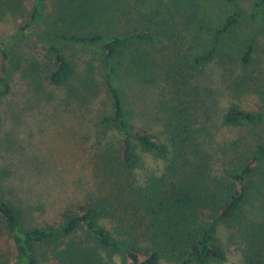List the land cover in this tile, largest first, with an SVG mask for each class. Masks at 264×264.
Here are the masks:
<instances>
[{"label":"trees","instance_id":"1","mask_svg":"<svg viewBox=\"0 0 264 264\" xmlns=\"http://www.w3.org/2000/svg\"><path fill=\"white\" fill-rule=\"evenodd\" d=\"M32 1L28 10L25 0H0V16L21 13L20 33L28 34L44 11V0ZM223 1L232 8L220 24L195 21L198 46L186 36H170L175 16L167 12L164 18L160 8L138 16L144 27L118 34L82 26L80 32L72 25L49 30L55 41L47 45V78L57 97L64 90L69 134L82 137L91 178L78 179L77 190L51 202L40 193L46 168L35 166L40 158L2 168L3 264L221 263L227 259L218 236L223 224L240 232L241 264H264V62L254 56L255 36L244 42L238 37L247 16L238 0ZM263 10L264 0H255L249 17ZM80 14L74 20L83 21ZM74 45L91 48V58L83 59ZM11 48L12 42L0 41V105L11 92ZM129 78L135 82L134 103L128 99ZM33 84L40 96L41 87ZM227 92L238 100L220 102ZM245 93L260 94L263 102L244 107L239 101ZM136 105L155 109L165 125L160 134L138 120ZM220 126L248 127L253 138L220 140ZM1 128L0 116V149L7 137ZM145 155L161 160L162 167L147 166ZM51 207L61 208L56 219Z\"/></svg>","mask_w":264,"mask_h":264},{"label":"rangeland","instance_id":"2","mask_svg":"<svg viewBox=\"0 0 264 264\" xmlns=\"http://www.w3.org/2000/svg\"><path fill=\"white\" fill-rule=\"evenodd\" d=\"M254 1L238 0L241 9L247 15L238 29V37L244 42L247 37L255 36L254 56L257 59L260 57L264 62V10L255 17H249ZM25 3L28 10L33 6L32 0H25ZM43 3L42 19L37 22L36 29L28 34L23 31L20 33L25 21V18L20 15L21 13L14 16L7 11L0 16V41L12 42L11 57L7 61L11 70V92L6 95L0 105L1 133L4 134L5 132L10 140H7V137L5 140L2 139L4 145L0 149V176L3 174L2 168L8 170L10 169L8 167L21 166L23 159L33 162L38 157L40 161L35 166L41 168L46 165L45 171L41 174L40 187L42 190L40 193L49 197L48 201L53 198L54 200L51 202H55V200L60 199L57 197L59 193H63L62 196H64L68 194L66 192L72 193L77 190L80 185L78 179L87 182L91 176L82 159L84 156L87 160V155L82 149V137L75 136L72 138L69 134L67 126L72 124V120L67 117L71 113L68 111L64 90L57 92V94L60 93V97H57L53 91V85L47 78L51 60L47 45L50 44L48 42L50 38H52L51 42L55 41L54 37H51L50 31L58 28L69 29V25H72L70 27L72 30H80V32L85 31L80 28L82 26L87 29L86 31L118 34L144 27L147 23H144V20L140 22L138 16L153 10L159 11L160 8L162 13L173 12L175 16L171 21L172 31L169 35L173 37L186 36L189 40L188 44L192 43L198 46V42L194 40L192 34L194 33L195 21L203 20L210 26L218 25L230 12L232 5L223 0H189L188 4H185L186 2L178 4L179 2L174 0H163L158 4L157 0L141 2H135V0H44ZM157 6L158 8H156ZM82 9L86 12L87 17H83ZM79 14L81 20L84 19L83 21L74 20V17ZM166 16L169 17L168 13L163 17L166 18ZM157 45L160 46V43ZM75 47L79 49V55L83 59L85 57L91 58V48L80 49L78 46ZM65 49L69 51L67 47ZM33 63H36L33 67L37 68L38 73L32 75L33 67L31 66ZM2 66L3 58L0 52V79L4 74ZM34 81L41 87L40 96L37 95L36 89L38 88L33 84ZM128 83H130L128 99L134 103L133 99L137 94L135 82L129 78ZM104 95L105 93H103ZM238 98L227 92L226 95L225 93L224 96L221 95L220 102L225 104L227 101L238 100ZM100 100H102L101 96L98 98L99 104ZM239 102L244 107L257 108L258 103H262L263 100L260 94L245 93ZM136 107L138 120L144 121V124L152 126L155 130H159L158 132L155 131L159 134L164 130L162 126L165 125L156 120L153 107L145 109L143 106L136 105ZM165 132L168 131L162 133L164 139L167 136ZM217 134L220 140L225 141L245 140L246 138L251 140L253 138L249 128L245 126H220ZM90 143L84 144V146L86 147ZM21 151L24 152L22 157ZM2 153L5 155L4 158ZM2 159H4L3 162ZM145 164L156 169L162 167L161 160L154 158L153 155H145ZM48 167L52 168V171ZM74 178L76 179L73 180ZM62 202L59 201V204ZM49 211L52 212L55 219L62 212L59 207H51ZM218 236L227 251V259L215 264H241V242L243 246V240L240 239V232L237 228L223 224ZM4 243V239H0V249L3 251ZM4 262L5 257L0 255V264ZM48 264L58 263L51 259ZM161 264L169 263L163 261Z\"/></svg>","mask_w":264,"mask_h":264}]
</instances>
